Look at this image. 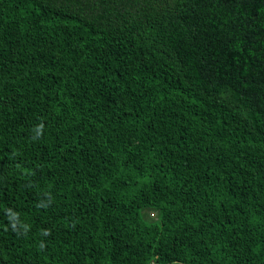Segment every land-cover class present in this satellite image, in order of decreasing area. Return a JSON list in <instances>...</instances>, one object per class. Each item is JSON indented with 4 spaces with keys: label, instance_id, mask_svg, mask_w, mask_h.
I'll list each match as a JSON object with an SVG mask.
<instances>
[{
    "label": "trees",
    "instance_id": "obj_1",
    "mask_svg": "<svg viewBox=\"0 0 264 264\" xmlns=\"http://www.w3.org/2000/svg\"><path fill=\"white\" fill-rule=\"evenodd\" d=\"M0 264H264V0H0Z\"/></svg>",
    "mask_w": 264,
    "mask_h": 264
}]
</instances>
